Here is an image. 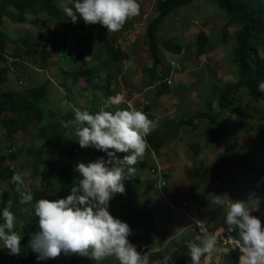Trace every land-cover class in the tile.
<instances>
[{"label":"crops","instance_id":"crops-1","mask_svg":"<svg viewBox=\"0 0 264 264\" xmlns=\"http://www.w3.org/2000/svg\"><path fill=\"white\" fill-rule=\"evenodd\" d=\"M146 1L138 0L141 6ZM169 21L172 22L160 29L159 41L169 40L183 48L178 55L163 53L172 70L170 77L159 82L152 80V62L145 51L144 34L138 50L122 49L125 57L116 66H121V72L118 69L119 74L108 81L105 77L108 84L102 89L108 91L110 111L141 110L156 123L146 138L149 147L134 166V177L128 179H138L133 185L137 191L144 190L140 195L145 197V220L150 221L152 231L157 230L156 234L143 237L139 229L131 228L134 234L129 240L144 255L146 264H170L169 258L174 255L187 260L184 264H191L188 244L200 243L197 236L201 231L195 227L196 222L201 223L204 231L216 237L222 235L227 228L226 207L213 204L214 196L225 205L244 201L250 214L260 218L264 227V106L247 107V96L238 93L233 112L227 109L221 114L219 107L221 92L237 79L236 73L223 71L221 61L228 60L232 36L238 33L240 25L234 22L225 28L220 16L209 13L205 0H194L176 11ZM199 34L207 37V43L205 54L195 58ZM116 46V50L120 49ZM160 71L155 77L162 76ZM116 94H121L122 103L112 105L109 97ZM228 121L230 127L220 132L218 125ZM41 159L48 161L45 156ZM50 160L53 165L54 160ZM157 168L170 175L162 178L149 172ZM172 173L176 174L174 180L170 179ZM228 254V249L216 245L213 251L202 255L200 264H225ZM113 264L119 262L114 258Z\"/></svg>","mask_w":264,"mask_h":264},{"label":"clouds","instance_id":"clouds-1","mask_svg":"<svg viewBox=\"0 0 264 264\" xmlns=\"http://www.w3.org/2000/svg\"><path fill=\"white\" fill-rule=\"evenodd\" d=\"M69 3L70 6L63 7L62 11L71 23L75 24L79 18L85 25L99 24L108 32L120 30L127 20L140 13L138 0H69ZM257 89L264 92V81L257 84ZM109 102L121 104V94L109 97ZM71 123L75 126L79 147L92 148L103 155L87 163H77L74 171L79 178L71 186L70 194L59 199L41 198L32 204L30 186L22 174L13 173L10 183L16 185L20 203L32 204L38 218L39 230L30 236L28 246L36 254L37 261L63 254L86 257L95 264H100L106 257H110L109 263L111 260L114 263L115 258L119 264H146L144 255L129 240L131 222L128 224L110 214L114 209L110 200L125 191L124 181L135 174L134 166L149 147L146 138L156 128V123L143 111L131 108L100 109L93 113L76 110ZM151 171L162 178L170 175L160 168ZM134 180L136 178L128 181ZM212 203L226 207V231L229 239L234 231L240 255L218 243L226 231L216 237L196 222L195 227L201 231L197 236L200 243L188 244L191 264H200L202 255L213 251L216 245L235 253L237 264H264L261 219L250 214L244 201L225 205L223 200L214 196ZM0 221V248L9 253V259L10 255L20 253L22 236L13 230L16 217L8 207L0 208Z\"/></svg>","mask_w":264,"mask_h":264},{"label":"trees","instance_id":"trees-1","mask_svg":"<svg viewBox=\"0 0 264 264\" xmlns=\"http://www.w3.org/2000/svg\"><path fill=\"white\" fill-rule=\"evenodd\" d=\"M194 0H158L155 7L157 10L156 17L151 20L145 32V51L148 52L149 58L152 62V80L153 81H164L170 77L172 70L166 65V59L164 52H170L174 54H180L182 51V46L176 44L169 40L159 41V32L162 26L171 19L175 12L186 8L192 4ZM211 3L216 10L223 15L226 21L239 23L240 29L236 34V49L233 53L235 57L234 63L238 67V75L236 82L234 84H227L220 94L219 107L221 114L227 109H232L236 107L235 95L241 93L246 95L247 107L252 104L257 106H264V92H260L257 89V84L264 81V0H205ZM14 7L21 16L26 15L28 12L31 14L35 13L37 10L48 14L56 21L61 22L64 29L67 31L64 33H49L45 35L43 32L41 36L46 43L47 49H52L53 53L62 51L67 44L69 39L68 32L71 31V25L68 19L64 16L62 9L58 6L57 0H0V27L3 25V20L6 17V11ZM41 20L36 17V21L33 22V26H39ZM84 26V24L82 25ZM9 41L8 36L0 32V54H7L19 58L20 60L24 58L25 55L22 54H12L8 52L7 42ZM207 43V37L204 34H199L196 36L195 41V58H199L204 55L205 45ZM114 42L113 40H108L103 45V50L99 54L89 58L87 55L82 54L78 57V60L82 62L81 67H79L74 74L81 79L89 82V85H93L92 90H104V86H99L94 84V80L100 81L101 78L97 74V70H109L118 66V61H121L125 57V54L121 52L120 49L113 50ZM33 58H37L36 52L32 50L27 51ZM102 57L104 60H102ZM3 60V58H0ZM96 62H100L96 65ZM159 68H163L160 71L161 77H155L156 71ZM11 72L10 70L0 67V115H3L1 123L5 130V139L10 144L9 149L12 150L14 147L12 144L16 142V136L19 132L26 134L29 125L32 123H42L46 117V111L41 108L40 104L44 102L47 98L48 89L51 85V81L48 80L44 85L40 87H35L28 89L26 93L17 91H6L4 86L10 80ZM113 75L107 72L106 80L113 79ZM94 82V83H93ZM88 110L90 113L96 111V107L91 106L82 109ZM66 114L64 120L68 123V129H72L69 134H65L66 128L64 127V122H59L57 119H53V125H48L45 131L42 130L40 139L43 141V151L37 153V162H40L42 156L47 157L48 161L43 163H48L47 167L43 170H37L35 173H39L38 176L41 178L43 185L40 187V191L33 194V202L36 200L45 198L49 200L62 198L64 195L70 194V188L74 183V163L72 159H78L77 152L68 150L69 147L73 148V145L78 141V137L74 131L73 117ZM74 114V112L72 113ZM75 115V114H74ZM151 138V141H154ZM34 150L27 152L28 156L35 157L33 154ZM69 155L70 159L67 165L61 164L62 161H66V156ZM103 155V153H98L95 158ZM65 158V160H63ZM54 160L52 167L50 166L51 160ZM4 158L1 159L3 161ZM168 172V171H167ZM14 171H9L7 168H2L0 170V179L4 178L7 181L10 189L17 192L16 185L10 183V178ZM138 179L131 181H124L125 191L120 194H116L110 203L113 204L114 200L129 199V194L132 190H136L133 185ZM58 187L60 193L58 194L55 188ZM4 202L7 200V195L3 197ZM9 200V199H8ZM2 201V200H1ZM141 210V209H140ZM31 218L28 223L22 229V241L20 242L21 251L17 255L23 264H34L36 260V254L31 251L28 246V241L30 236L39 230L38 218L34 215V210L32 207ZM146 213L139 216V220L143 218L146 219ZM132 229H139L140 225L137 219L133 217L131 220ZM232 257V263L237 264L238 257L235 253H229ZM10 255V264H12L13 258ZM72 264H76L81 258L75 257ZM75 257V258H74ZM5 263L7 262L6 259ZM187 260H181L177 256H171L169 258L170 264H184Z\"/></svg>","mask_w":264,"mask_h":264},{"label":"rangeland","instance_id":"rangeland-1","mask_svg":"<svg viewBox=\"0 0 264 264\" xmlns=\"http://www.w3.org/2000/svg\"><path fill=\"white\" fill-rule=\"evenodd\" d=\"M157 2L158 0H148L146 3L143 2L142 6L139 2V15L127 20L123 27L116 32H108L105 27H102L99 24L85 25L83 20L79 18L77 22L73 24L67 18L72 28L71 31L68 32L69 39L64 49L56 53H53L52 49H47L46 51V43L41 35L43 32L45 35H48L49 33L58 34L59 32H66L67 30L63 28L61 22L58 20L56 21L48 14L42 13L38 10L33 14L28 12L24 16H21L14 7L6 11L7 15L3 20V25L0 27V32L5 33L9 38V41L7 42L8 52L25 56L21 59V62L17 67V72L10 75V80L4 86V90L26 93L28 89L40 87L48 80L51 81V85L48 89L46 100L40 104L41 108L46 111L45 120L42 123L30 124L26 134L19 132L16 136L17 142L12 144L15 147L19 143L14 150L9 149L10 144L5 139V130L1 123L4 116L0 115V158H4L3 162L0 161V170L6 167L10 171L13 168L11 171L23 175L26 184L30 186L32 190V194L40 191L43 182L38 176L39 173H35V171L43 170L48 164L43 163V160L37 162L38 158L36 157L37 153L43 151V141L40 139L42 130L45 131L46 128H48V125L53 123V119H57L59 122L65 123V134H69L72 129H68V123L64 120L66 114L75 112L76 110L83 111L82 109L85 106H91L89 105L90 103L95 107L106 106L108 107V110H112V106H109L106 99L107 90L103 91L102 88L100 90H92L93 85H89V82L81 79V77L77 78L74 74V72L82 65V62L78 60V57L85 54L87 57H92L93 59V56L99 54L100 51L103 50V45L108 40H113V50L115 51L116 45L121 51L123 49L125 52L138 50L145 34V28L157 15L155 7ZM149 3L150 6H148ZM206 3L208 5L209 13L220 16L223 23L222 25L226 26L225 28L233 26V22L226 21L223 15H221L211 3L207 1ZM57 4L61 9L65 6H70L69 0H57ZM36 17L41 20V23L39 26L35 27L33 26V22L36 21ZM171 22L172 21H167L166 23L169 24ZM83 24L84 26H82ZM132 28L135 30L133 33L130 32V29ZM235 36L236 35L232 36V49L228 55V60L225 59L221 61V65L224 67L223 71H228L230 74L236 73L237 78L238 67L233 61V59H235L233 53L237 46ZM28 50L36 52L37 58H33L27 52ZM102 60H104L103 57ZM99 63L100 62H96V65H99ZM118 69L121 72V66L106 71L102 69L97 70V74L102 81L94 80L95 83H93H97L96 85L99 86H101V84H103L102 86L108 84L105 80L107 72L115 77L119 74ZM158 70L163 71V68H159ZM156 73L158 75L157 71ZM229 111L233 112V109ZM70 115L74 120V114L71 113ZM219 121L221 120L219 119L218 122ZM230 124L231 122L228 121L225 124L218 125L219 131L222 132L224 129H228ZM210 143L212 145L213 141L211 140ZM30 150H34L33 154L34 156L36 155L35 157L28 156L27 152ZM68 150L73 151L74 153L77 152L78 154V159H72L74 167L79 162L87 163L90 160L96 159L95 156L99 153L92 148L79 147L77 141L74 143L73 148L69 147ZM66 157V161L63 165H67V162L71 160L69 155ZM49 167H52V161L50 162ZM149 172L152 171L150 170ZM73 177L71 183L77 182L79 174L74 171ZM170 179H176V174L172 173ZM138 189L140 188L138 187ZM55 190L58 194L60 193L58 187H56ZM141 191L134 190L133 194H129L131 202L125 198L116 202L114 200V209L110 214L128 224L133 217L136 218L140 225L139 234L144 237L147 234H156L157 230L152 231L149 226L151 224L149 220L141 221L138 219L139 216L144 214V211L146 212V210H143V206H145V197L142 198V195H140V193H142ZM5 195H7V200L4 202L3 197ZM63 197H65V195ZM3 207H8L15 215L16 222L13 230L22 236V229L31 218L32 204H21L19 192H13L4 178L0 179V208ZM133 234L134 233H132V235ZM4 252L5 249L0 248V264H5L4 259H8L9 256L8 252ZM72 256L73 255L65 256L61 254L54 259L36 261L34 264H72L74 261ZM11 257L13 258L12 264H23L17 255ZM75 257L81 258L76 264H95L94 261L86 257ZM109 258L110 257H106L100 262V264H112L113 260L109 263Z\"/></svg>","mask_w":264,"mask_h":264},{"label":"built area","instance_id":"built-area-1","mask_svg":"<svg viewBox=\"0 0 264 264\" xmlns=\"http://www.w3.org/2000/svg\"><path fill=\"white\" fill-rule=\"evenodd\" d=\"M0 58H3V60L0 59V67H4L10 70L11 74H15V72H17V67L21 62L19 58L7 54H0ZM236 240L237 238L235 237L234 231L231 234V239H229V233L226 231L223 236L219 237L218 243L224 247H227L231 251H235L236 253H238V255H240L239 250L235 244ZM7 262V264H10V259H8Z\"/></svg>","mask_w":264,"mask_h":264},{"label":"water","instance_id":"water-1","mask_svg":"<svg viewBox=\"0 0 264 264\" xmlns=\"http://www.w3.org/2000/svg\"><path fill=\"white\" fill-rule=\"evenodd\" d=\"M225 264H233L232 263V257L231 256H226L224 259Z\"/></svg>","mask_w":264,"mask_h":264}]
</instances>
